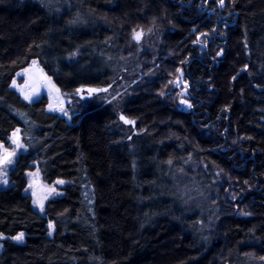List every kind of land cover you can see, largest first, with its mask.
Segmentation results:
<instances>
[{"label":"trees","instance_id":"trees-1","mask_svg":"<svg viewBox=\"0 0 264 264\" xmlns=\"http://www.w3.org/2000/svg\"><path fill=\"white\" fill-rule=\"evenodd\" d=\"M61 1L0 0V145L19 130L26 148L0 189V264H264V0ZM134 31L153 34L158 73L124 105L138 132L128 144L114 106L67 123L11 89L32 61L63 93L108 87ZM179 72L187 112L168 85ZM201 163L241 206L206 235L172 179ZM34 169L66 182L44 216L24 193ZM20 233L22 244L8 239Z\"/></svg>","mask_w":264,"mask_h":264},{"label":"rangeland","instance_id":"rangeland-1","mask_svg":"<svg viewBox=\"0 0 264 264\" xmlns=\"http://www.w3.org/2000/svg\"><path fill=\"white\" fill-rule=\"evenodd\" d=\"M36 1H47L53 8L54 5H60L62 2L61 0ZM136 32H142V35L137 40L134 38V32L132 33V38L135 40L134 45H132V47H135L133 56L126 58L120 56V61L117 64L119 69L118 76L108 87H80L71 93H63L44 73L38 62L32 61L27 68L16 74L11 83V89L26 103H34L41 98H45L47 102L46 111L63 118L67 123H71L74 117L82 113L92 103L114 106L117 115L113 131L119 136L118 145L128 144L138 132L135 122L123 114L124 105L130 100L135 99L140 92L137 91L146 83L153 82L158 73L156 70H153L155 66L153 65V61L158 57V48L153 34L148 31ZM168 80L169 88L172 89V100L177 102L178 110L187 112L190 109L187 96L188 82L184 80L180 72L176 78L171 77ZM160 85H163L162 82ZM89 89H96V91L90 92ZM168 94H170V91H168ZM26 97H29V99H26ZM121 117H124V119H121ZM125 120L130 121V123H126ZM14 133H17L19 137L18 141L17 137L13 135ZM17 143L23 145L20 131L17 132L16 130L9 137L8 148L0 145V189L9 186V172L14 167L18 156L26 152L25 146L17 147ZM12 153L14 155H10ZM6 158L7 160H11V163H8ZM199 164L190 163L188 165L189 170L193 172L197 171ZM207 168V166L201 163V172L196 176L194 175L195 173H192L193 178H188V174L182 173V171V174L179 172V174H175L172 177L173 180L179 181V189L182 192L183 198H185L186 207L198 215V222L195 228L202 235L208 234L216 226L219 212L221 215L226 212L225 210L222 211L223 208H229L230 210L228 211L238 214L241 207L239 204L236 205L238 200L237 195H232V192L236 189H230V187L221 195L224 187L223 182L218 178L217 172H211ZM211 176H214L215 179ZM58 181L60 180L52 184L44 183L37 169L27 174V187L24 193L30 196L33 209L41 216H44V206L47 201L62 196L61 189L66 185V182L58 183ZM222 201L225 202V204L223 203V205H226L225 207L221 206ZM41 205H43V209H41ZM50 225L52 226L51 223L47 225L49 230L48 235L52 236L53 226L50 227ZM5 239L7 238L3 237L0 239V249ZM8 239L17 244L24 242V239L23 241H16L12 238ZM251 264H262V262L256 261L251 262Z\"/></svg>","mask_w":264,"mask_h":264},{"label":"snow or ice","instance_id":"snow-or-ice-1","mask_svg":"<svg viewBox=\"0 0 264 264\" xmlns=\"http://www.w3.org/2000/svg\"><path fill=\"white\" fill-rule=\"evenodd\" d=\"M219 3H220L221 6H223V4H224V0H219ZM141 35H142V32H136V31H134V38H135V39L139 40L140 37H141ZM89 91H90V92H92V91H96V89H89ZM26 99H29V97H26ZM189 107H191V105H189ZM61 110H62V109H61ZM121 119H124V117H121ZM125 122H126V123H130V121H127V120H125ZM18 131H19V130H17V132H18ZM13 135L17 137V141H18V140H19V137L17 136V133H14ZM17 147H23V145L17 143ZM10 155H14V153H12V154H10ZM6 160H7V158H6ZM7 162H8V163H11V160H7ZM58 183H63V181H58ZM41 209H43V205H41ZM50 227H52V226L50 225ZM2 238H3V236L0 235V239H2ZM12 239H14V240H16V241H23V239H24V234H23V233H20V234H18L17 236L12 237Z\"/></svg>","mask_w":264,"mask_h":264}]
</instances>
